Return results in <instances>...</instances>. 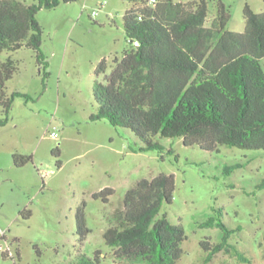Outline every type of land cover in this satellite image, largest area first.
I'll return each mask as SVG.
<instances>
[{"label": "rangeland", "instance_id": "rangeland-1", "mask_svg": "<svg viewBox=\"0 0 264 264\" xmlns=\"http://www.w3.org/2000/svg\"><path fill=\"white\" fill-rule=\"evenodd\" d=\"M207 1L209 24L215 8L213 0ZM221 1L229 10L226 29L231 32L244 31L245 6L264 12L262 0ZM130 7L125 0H77L41 9L36 18L40 49L49 64L45 87L31 50L1 54L17 66L5 84L6 94L20 92L31 100L14 98L8 122L0 127V264H74L77 256L92 258L95 252L100 264H114L103 233L113 213L123 208L127 190L158 174L173 175L175 182L172 203L162 206L159 215L166 214L186 236L176 264H201L200 243L220 240L218 229L199 227L218 209L229 228L241 227L229 244L250 263L218 253L208 264H264V189H259L264 151L218 146L217 152H205L184 146L180 138L159 137L154 141L163 146L161 153L141 151L143 144L129 130L90 121L97 108L94 70L105 59L108 75L129 47L122 17ZM14 154L32 161L16 168ZM236 163L242 167L222 175L223 167ZM106 188L113 190L108 203L93 198ZM78 208L90 230L85 237L77 233ZM2 251L9 257L4 259Z\"/></svg>", "mask_w": 264, "mask_h": 264}, {"label": "trees", "instance_id": "trees-1", "mask_svg": "<svg viewBox=\"0 0 264 264\" xmlns=\"http://www.w3.org/2000/svg\"><path fill=\"white\" fill-rule=\"evenodd\" d=\"M76 1L36 0L26 5L0 0V127L8 122L14 98L31 100L20 92L6 94L5 84L17 66L9 57L2 60L1 54L31 50L45 87L49 64L40 49L37 13ZM125 1L131 5L122 17L129 47L108 75L105 59L97 64L93 88L97 108L90 121L104 120L129 130L143 144L141 151L161 153L164 148L155 137L180 138L184 146L205 152H217L218 146L264 151V12L245 6V29L235 33L226 29L230 14L221 0H213L215 15L209 24L207 0ZM100 75L103 80L98 79ZM12 160L16 168H22L32 157L14 154ZM240 167L239 163L225 166L222 175L227 177ZM174 189L173 175L158 174L127 190L123 208L113 213L103 233L114 264H176L180 260L184 230L166 214L159 215L162 206L172 203ZM259 189H264V179ZM112 194L106 188L93 198L108 203ZM29 216L30 212L24 215ZM221 218L218 209L199 224L220 231L217 243H200L205 253L201 264H208L218 253L250 263L229 244L241 227L229 228ZM76 224L81 237L90 233L81 208ZM1 254L9 257L8 251ZM74 264H100V253L92 258L79 255Z\"/></svg>", "mask_w": 264, "mask_h": 264}, {"label": "built area", "instance_id": "built-area-1", "mask_svg": "<svg viewBox=\"0 0 264 264\" xmlns=\"http://www.w3.org/2000/svg\"><path fill=\"white\" fill-rule=\"evenodd\" d=\"M150 2L152 3L153 0H150ZM102 5H104V3H103ZM95 14H96V12H93V13H92V16H95ZM50 137H52V138H56V134H55V133H51V134H50Z\"/></svg>", "mask_w": 264, "mask_h": 264}]
</instances>
